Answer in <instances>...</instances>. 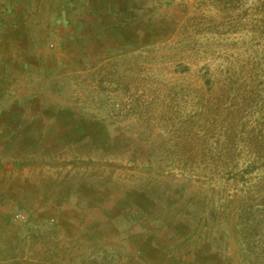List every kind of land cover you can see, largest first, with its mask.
<instances>
[{"label":"rangeland","instance_id":"obj_1","mask_svg":"<svg viewBox=\"0 0 264 264\" xmlns=\"http://www.w3.org/2000/svg\"><path fill=\"white\" fill-rule=\"evenodd\" d=\"M29 48L0 66V264H264V0H61Z\"/></svg>","mask_w":264,"mask_h":264},{"label":"crops","instance_id":"obj_2","mask_svg":"<svg viewBox=\"0 0 264 264\" xmlns=\"http://www.w3.org/2000/svg\"><path fill=\"white\" fill-rule=\"evenodd\" d=\"M27 5L30 7H24L20 0H0V41L2 45L9 46V50L11 48L9 53H1L0 66H5L1 79L7 78L6 64L12 62V57L17 56L22 60L26 56L23 55L25 51L18 50L19 46L30 47L27 54L37 57L35 60L43 58L37 52V47L61 46V0H32ZM41 14L45 15L43 19L40 18Z\"/></svg>","mask_w":264,"mask_h":264}]
</instances>
